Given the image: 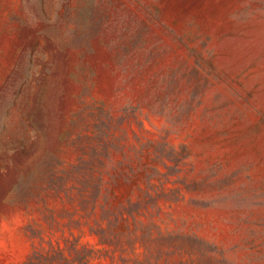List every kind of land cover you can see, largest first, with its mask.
Segmentation results:
<instances>
[{
    "label": "rangeland",
    "instance_id": "1",
    "mask_svg": "<svg viewBox=\"0 0 264 264\" xmlns=\"http://www.w3.org/2000/svg\"><path fill=\"white\" fill-rule=\"evenodd\" d=\"M0 264H264V0H0Z\"/></svg>",
    "mask_w": 264,
    "mask_h": 264
}]
</instances>
